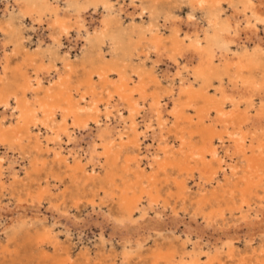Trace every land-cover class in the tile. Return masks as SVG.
<instances>
[{
  "label": "rangeland",
  "instance_id": "obj_1",
  "mask_svg": "<svg viewBox=\"0 0 264 264\" xmlns=\"http://www.w3.org/2000/svg\"><path fill=\"white\" fill-rule=\"evenodd\" d=\"M253 1L258 2L259 0ZM6 2H8V5ZM12 4V0H0V38L2 39V41L0 39V42L5 45V49L2 51V43H0V100L5 98L9 87L14 88L15 85L21 84V75L25 72L33 80L32 76L35 70L45 66V71H49L52 66L47 59L48 57H45L44 63L40 65L41 62L37 53V51L47 52V49L52 47V42L48 39L49 31L47 32L46 25L41 26L37 21L35 22L36 25L29 20L30 18L19 19L20 17L17 15H14L11 19L8 17L10 11H16ZM233 4L234 7H229L227 3L223 5L224 11L221 15L223 21L229 19L231 22L235 13L241 12L242 6L236 4L235 1H233ZM116 6L122 9L117 17V21L122 27H146L148 25L149 11L145 9L142 14L140 12L141 7L143 8L142 5L134 10L133 7L128 5L127 0H121L117 2ZM171 6L168 11L173 10L174 14L180 18L179 20H183L187 15L186 13L189 12V9L184 5L175 7V4H172ZM87 15H90L87 18L88 21L89 19L90 22L97 21V15H92L91 12H88ZM159 20V27L163 29L161 26L164 24L163 18L160 17ZM194 20L198 24L196 28L199 26L200 29L206 27L205 25L208 24L206 7L195 10ZM241 25L243 28V22ZM257 29V34H253L248 30L240 31L239 41L231 38V50H237L239 46H245L250 50L258 42L264 45L263 24H258ZM70 35L72 36L68 37L69 42L64 38L61 39L63 48L59 51V56L60 60L68 58L72 66L65 68V70L61 65V61H57L56 67H51L49 74L45 75L52 80L51 83L45 79L42 83L50 87V92H54L57 85V81L54 80L57 77L56 75L60 74L62 77L60 75L58 77L61 82L64 80L65 83L70 84L72 91L75 90L73 94L76 100H79L84 94L87 99L86 102H93L94 100L97 103L99 102L98 104L104 103L113 88L119 86V78L117 75L110 73L109 77H112L104 85L100 79V74L92 73V66L84 61L86 65L83 64L79 59L81 45L75 43L76 35L74 33ZM166 35L167 33H164L161 36L165 42L168 38ZM41 38L42 40H40ZM10 39L14 42H11ZM133 39H137L135 35ZM39 40L42 48L40 50L38 49ZM19 42L26 43V47L30 50L28 55L17 47L16 44ZM134 43L137 44V41ZM90 51V53L95 52L93 49H90ZM105 52L108 55L106 49ZM1 54L5 55V59L2 58ZM29 57L35 62H27ZM163 58L158 59L152 50L149 51L145 39L139 45H136V49L131 56L133 65L137 66V69L141 68L143 73L140 75L141 78L136 77L135 84L131 85L130 88H137L136 84L140 82L139 86L142 87L141 92L143 94L141 92L139 94H142L146 100L148 99L147 106L154 101L153 96L155 94H158L159 98L162 99L161 104L165 106L162 120L165 126L161 133L162 136L158 135L156 129L154 133L156 139H153L151 132L146 133L147 137L142 147L149 148L148 160L151 159V161L144 165L140 164L144 173L138 175L141 176L138 179L139 181L134 176L138 172L135 164V157H137L138 152L133 146L135 134L132 131V125L134 123L138 125L137 133L146 130V128L143 127V123H140L139 116L134 117L135 122L131 121L130 112L126 110L123 103V109L120 113H116L117 116L112 115L115 121H113L112 116L110 119L112 121H109L111 123H109L110 127H115L116 130L114 131L115 134L113 133L114 138L110 151L105 152L102 145H97L98 163L95 160L94 162L87 159L83 160L87 174L75 172L72 168L74 161L79 157L83 158L85 144L91 137L88 130L80 128L76 132L74 131L71 133L70 141L62 136L60 141L62 149H59L53 143L55 142V130L53 133L48 134L44 128L42 129L41 121L44 119L42 113L38 115L39 125L37 124V127L29 134V140L23 136L20 144H14L15 146L6 142L0 144V162L2 161L0 167L3 172V176L0 178V264H182V260L187 264V262L189 263L194 259L197 261L189 264H195V262L197 264H264V236H262L264 235V226L263 229L257 230L260 233L256 231L260 236L254 232L248 235L242 224L243 219H241L247 213L250 220V216L254 214L253 211L263 205L261 200L264 197L262 191L264 182L261 188L250 186L251 188L248 190L247 187L251 183H257L259 176L264 175V154L258 156L259 146L257 147V145H253L251 149L247 150L246 158L238 152L233 156L231 150L227 155H223V172L219 170L217 161H214L209 155H207L204 162L198 161L196 158L199 156V150L203 147L204 142L194 131L200 129L199 127L197 129L195 124L197 123V112L203 107L202 101L198 100L194 103V108L188 110L189 116L193 119L190 126L182 120H177L172 112L180 110L182 105L187 104V92L179 94L180 90L182 92L184 88L187 89L191 84L196 88H200V82H196L191 74L187 75L183 71H180V75L177 76L178 69L176 70L171 62L168 63L167 59ZM154 62L157 63L154 64ZM185 64L186 62L182 59L179 68H182ZM16 69L22 73L19 74ZM53 69H56L57 72H54ZM15 70L17 73H15ZM86 72L89 74H86ZM88 77L92 78L91 84L93 87L91 89L94 93L89 92L90 88L86 84ZM153 77H156L157 82H160L158 85L152 79ZM181 79L184 81H181ZM227 82L228 80L225 77L224 87L227 86ZM212 84L211 93L217 88L218 82L214 80ZM34 86L36 87V85ZM171 89H173V96L169 97ZM230 92L231 89L228 88L226 92L228 97H230ZM134 94L132 101L136 103L139 100V94L138 92H134ZM262 95H264V92L253 97L256 105L260 102L258 99ZM44 96L45 93L41 92L32 99L35 102L36 109ZM115 102L116 100L113 98L108 106L110 108L117 106ZM13 103L12 101V105L8 108L9 111L0 106V121L2 120L1 122L7 128L16 130L20 120L17 116V109H15L16 105ZM240 104L238 112L235 113L242 112L246 107L245 101ZM105 107L103 105L100 107L102 118ZM176 107H179V109H176ZM233 110L234 107L227 103L225 117L235 114ZM213 114L211 112V116ZM59 119L60 116L56 117V124ZM115 122L118 123L115 124ZM72 123L70 122L71 126H67L70 130H72ZM90 125L89 128L92 129V124ZM192 132L194 135L191 134ZM155 134L160 137L158 138ZM36 138L42 142L45 141V144L48 142L47 138L51 141L46 145H42L41 149H36L33 143ZM72 142L73 144H71ZM216 142H214V145L219 147ZM225 142V146H228L229 142L227 140ZM165 149L167 152L163 153ZM58 151L64 153H61L62 156L68 157V166L58 161L62 157L58 156ZM140 155L144 156L146 153L143 152ZM138 157L140 158V156ZM155 158L156 162L153 161ZM259 159L263 163L261 169L258 168L257 174L248 177L247 171L251 161L255 162ZM91 163L95 166H92ZM172 165L176 166L173 167ZM8 173L10 177L5 176ZM15 178L16 180H14ZM140 191L145 193L142 195L141 202L137 207H141V210L144 208L143 210L147 212L144 213L140 208L138 211V208L133 209L131 207L128 208L133 211H127V207L122 205L121 197L131 199L135 194L140 195ZM129 212L130 217L128 216ZM136 225L137 227H135ZM143 225L145 227H142ZM240 225L241 228H239ZM251 238L253 240H250ZM229 241L232 242V246L227 245ZM188 253L192 255V258L189 257L191 255ZM197 253L199 254L197 255ZM69 256L68 260L67 257Z\"/></svg>",
  "mask_w": 264,
  "mask_h": 264
},
{
  "label": "bare ground",
  "instance_id": "obj_2",
  "mask_svg": "<svg viewBox=\"0 0 264 264\" xmlns=\"http://www.w3.org/2000/svg\"><path fill=\"white\" fill-rule=\"evenodd\" d=\"M119 1L121 0H12L13 2L12 7H15L16 11L15 12L10 11L8 17L13 19L14 15H17L20 17V18L18 17L19 19L25 17L30 18L29 20L33 21V23L37 21L38 24L41 26L46 25L47 32L49 31L48 39L51 40L52 47L47 49V52L37 51V53L39 54V60L41 62L40 65L44 63L45 57H48L47 59L51 63L52 68L56 67L57 61H61L62 63L61 65H63L64 69L71 67L72 65L71 62L68 60V58H65V60H60L61 58L59 56L60 55L59 51L61 50V48H63L61 39L64 38L65 40H68V37L72 36L70 34L74 33L76 35L75 43L76 44L79 43L81 45V51H80L81 56L79 57V59L82 61V63L83 64L87 63L91 65L93 71L92 73H97V74L99 73L100 79L104 85L107 84L108 80L111 79L112 76L109 77L110 73H113V75L114 74L117 75L119 78V86L113 88L112 92L108 94V97L106 98L104 103L98 104L99 102L97 103V101L94 100L93 102H86L87 99L85 98L86 96H84V94L83 96H81L79 100H76L73 94V91L75 90L72 91L70 84L65 83L63 79H62L63 82H61V79L58 77L60 74H57L56 76L58 77V79L56 77L54 80L57 81V85H58L55 86L56 90H54V92L52 91L50 92V87L45 86L44 83L42 82L45 79L46 81L51 83L52 80L48 79L45 76L46 74H49L51 67L49 71L48 70L45 71V66L44 68H39L35 70L32 76L33 80L31 79V76H28V74L25 72L23 75H21L22 76L21 84L15 85L14 88L9 87L7 89L8 92L5 95V98L3 100H0V106L3 107L5 110H7L10 105H12V101H13L14 102L13 104L16 105L15 109H17L18 119L20 120V123L16 128V130H14V128H7V126L3 124V122H1L2 120L0 121L1 122L0 144L1 143L3 144V142L8 143L9 145L20 144L23 136L26 137L27 140H29L30 138L29 134L34 128L37 127L38 121L40 120L38 118L39 117L38 115L42 113L44 115V119L42 117L43 120L41 121L43 126L42 129L44 128L48 134L51 132L53 133V131L55 130L54 133L55 142L53 143L54 146L57 145L59 149H62V146L60 145L62 136L66 137L65 139L66 140L68 139L70 141L72 135L71 133H73L74 131L76 132V130L80 128L88 130L89 132L88 134L89 136L91 135V137L90 140L87 141L85 144L84 155L82 156L83 158L79 157V159L74 161V166L72 168L75 172L78 171L81 174H87L86 166L85 164H83V160L87 159L90 162L91 161L94 162L95 160L97 161L96 163H98L97 160L98 156L96 154L98 153V151H96L97 145L99 146L102 145L105 149V152L110 151L111 146L113 144L112 141L115 134L114 131H116L115 127H110L109 123L112 121L110 119L112 115L117 116L116 113H120V111L123 109L122 108V103H123V105H125L126 107V110L130 112L131 121L135 122L134 117L139 116V118L141 119L140 123L141 124L143 123V127L146 128V130L137 133L138 125L135 123L132 125V131L135 134V137L133 139L134 141L133 146L138 152L137 157H135V164L138 172L135 173L134 176L138 180L141 177V176L139 177L138 175L144 173L143 170L141 169V165L147 164L151 161V159L150 161L148 160L150 154L149 148L142 147L143 142L147 137L146 133L151 132L153 134V139H156L154 133L157 131L158 135H161L162 130L164 129L165 126V123L162 121L164 118L163 112L165 106L161 104L162 99L159 98L158 94H155L153 96L154 101L151 104L149 103V105L147 106L146 102L148 99L146 100L145 97L142 96L143 93L141 91L143 89H141L142 87L140 88L139 86L140 82L136 84L137 88H133V87L130 88L131 85L135 84L136 77L141 78L140 75L141 73H143V70H141V68L137 69V66L135 67L133 65V60L131 59V56L133 55V51H135L136 49V45H139L145 39L149 51L151 52L152 50L156 58L161 59L162 57H164L167 59L168 63L171 62L172 66H174L176 70L178 69L177 76L180 75V71L181 72L183 71L187 75L191 74L196 82L197 81L200 82L199 84L200 88H196V86L189 83L191 85H189L187 89L184 88L182 92L180 90L179 94L181 93L185 94V92H187L186 94L187 104L182 105L180 110L172 112V115L176 117L177 120H182L184 123H187L190 126L193 122V119L189 116L190 114L188 110L194 108V103H196L198 100L202 101L203 107L201 106L202 107L201 110L197 112L196 115L197 123L195 124V126H197V129L199 128L200 129L197 130L196 132L194 131V133L195 134L197 133L203 139L204 142L203 147H201L199 150V156L196 158L198 159V161L200 160L201 162H204L207 155H209L210 158H212L214 161H217L219 170L223 172L224 171L222 169V165L224 164L223 155L224 156L227 155L231 150L233 151L232 153L233 156L238 152L240 153V155L245 157V155L247 154V150L251 149L253 145H257V147L259 146L257 150L259 151L258 156L263 155L264 154V95H262V97L258 99L260 100V102L257 105L253 97H255V95L257 94L264 92V45L261 42H258V44L256 42L257 45L252 47V49L250 50H248L247 47L245 46H239V49L231 50V44H232L231 40L232 39L238 40L239 39L238 35L240 34V31L248 30L253 34H257L256 30H258L257 29L258 24H263L264 27V0H259L258 2L256 1L257 3L254 2L253 0H127L128 5L133 7L134 10H136L135 9L136 7L138 6L141 7L142 5L143 8L141 7L140 9L141 10L140 12H142V14L144 13L143 11L145 9L149 11L148 13L149 20H148V25L146 27L131 26L130 28L122 27L117 21V17L120 15L122 11L120 7L117 8L116 6L117 2ZM233 1H235L236 4L241 5L243 9L241 8V12L239 13L236 12L237 15L235 13L233 21L231 20L230 22L229 19L228 21L226 20L223 21L221 19V15L224 11L223 5L227 3L229 7L230 6L234 7ZM7 3L8 2H6V4ZM144 3H146L145 6ZM172 4H175V7L184 5L189 9V12L186 13L187 15L183 20H179L180 18H178V16L174 14L173 10L170 12L168 11L172 7L171 6ZM201 7H206L207 9L208 24L205 25L206 27L204 28L201 27L200 29L199 28L200 26L196 28L198 24L197 22H195L196 20L193 21V15L195 10ZM88 12H91L92 15L98 16V18L96 17L97 18L96 22H90V19L89 21L87 20V18L90 16L87 15ZM160 17H162L164 21V24L161 25L163 29L159 27ZM242 22H243V28L241 25ZM164 33H167L166 36L168 37L166 42L164 38L161 37L163 36ZM134 35L137 38L136 40L133 39ZM40 40H42V38ZM40 40L38 41V44L41 42ZM10 41L14 42L12 39H10ZM69 41L70 39L68 40V42ZM133 41L134 42L137 41V44L134 43ZM23 43L24 42H19L16 45L20 50H22L26 55H28L30 50L26 47L25 45L26 43L25 44ZM4 49H5V45L2 43L1 50L4 51ZM38 49L39 50L42 49L40 44ZM90 49H93L95 52L92 51L94 53H90L91 52ZM105 49L107 50L108 55H106ZM1 56L3 59H5L4 54H1ZM182 59L186 62V64L182 68H179ZM28 60L29 61L27 62H35L30 57ZM156 63L157 62H154V64ZM16 70L15 73H17V71H19V74L22 73L20 72V70L17 71ZM53 71L57 72L56 69H53ZM86 74L89 73L86 72ZM225 77L228 80L226 87H224ZM91 79H92L91 77H88L86 80V84L88 85V88H90L89 92L94 93V91L91 89L93 87L91 84ZM152 79L154 80L155 83H157V85L160 83L157 82L156 77H153ZM182 80L183 79H181V81ZM214 80L218 82V86L215 89V91L211 93L210 92L211 87L213 86L212 82ZM33 82H35V84H33ZM67 82L69 81L67 80ZM113 83H114V79H113ZM34 85H36V87ZM228 88L231 89L230 97L226 95ZM41 92H44L45 96L41 99L42 101H40L38 108L36 109L34 106L35 102H33L32 99L34 98L35 95L40 94ZM134 92H138V94L139 92L142 93L138 95L139 100L136 103L132 101L133 97L135 96ZM171 96H173V89H171L169 93V97ZM113 98H115L116 100L115 103H117L116 104L117 106H113L110 108L108 105L110 104V101H112ZM88 99L90 100L89 97ZM244 101L246 102V107L244 108V110L242 112L240 111V113H235L236 111L238 112L239 110V104ZM227 103H230L234 107L233 111L235 113L232 116L231 115L229 117L227 116L228 118L225 117L227 113L225 112ZM102 105L106 106L103 118L101 115L102 109L100 108ZM108 109L111 110L108 111ZM176 109H179V107L178 108L176 107ZM211 112L214 113L213 116H211ZM58 116H60V119L56 124L55 119ZM224 118L226 119L224 120ZM2 119L4 120V118ZM113 121H115V119H113ZM70 122L71 123L73 122L71 127L72 130H70L67 127V126H71ZM116 123L118 122H115V124ZM207 123H211V124L208 125ZM90 124H92L91 127L92 129L89 128L91 126ZM217 129H219L218 131L220 132L216 131ZM194 133L192 132L191 134L194 135ZM46 140L48 142L51 141L49 138H47ZM225 140L229 142L228 146H225L226 143ZM44 142L36 138L35 142L33 143L36 149H41L42 145H46L48 143L46 142L45 144ZM214 142L218 143L219 147H216V145H214ZM71 144H73V142ZM143 152H145L146 155L141 156L140 154ZM166 152H167L166 149L163 150V153ZM61 153L63 152L58 151V156H62ZM138 156H140V158ZM68 160H69L68 157L62 156L58 161L63 163L65 166H68ZM153 161L156 162L157 161L156 158ZM90 162L87 163L90 164ZM167 163L169 165V161ZM261 164L263 163L262 160L260 159L255 162L251 161V164L248 166V171H247L249 175L248 177L257 174L259 169H261L262 167ZM92 166L95 165L92 164ZM91 171H92V167H91ZM125 171L127 170L125 169ZM2 176H3V172L0 167V178H2ZM5 176H9V173L8 175ZM263 178L264 175L259 176L257 183L249 184L247 187L248 190L251 188L250 186H253L254 188H258V187L261 188L264 182ZM14 180H16V178ZM262 189L264 193V187H262ZM144 193H145L144 191H140V195L135 194L131 199L121 197V200L123 201L122 205L127 207L128 209L127 211H133L128 207L137 209L138 208L137 206L140 204L142 195ZM261 202L263 203V205L259 204L260 206L256 208V210L254 209L255 210L253 211L254 214L251 213L253 214V216H250L251 217L250 220H249V215L247 213L244 217L242 216H241L242 218L240 217L241 219H243L242 224L246 228V233L248 235H250L251 232L256 233L257 230L263 229L264 197L262 198ZM139 208L141 210V207ZM143 209L141 211H144V213H146L147 211L145 212V210ZM128 216L130 217V212L128 213ZM135 227H137V225ZM142 227L145 226L143 225ZM239 228H241V225ZM136 229L138 230V228ZM136 229H134V231H136ZM257 233L260 232L257 231ZM257 235L260 236L259 234ZM250 240L253 239L251 238ZM227 245L232 246V242L229 241ZM198 254L199 253H197V255ZM189 257L192 258V255ZM68 258H70V256L67 257V259ZM193 261H197V260L194 259ZM193 261L191 260V262L189 261V263H192ZM181 263L186 264L183 260ZM189 263L187 262V264ZM195 264H197V262H195Z\"/></svg>",
  "mask_w": 264,
  "mask_h": 264
}]
</instances>
